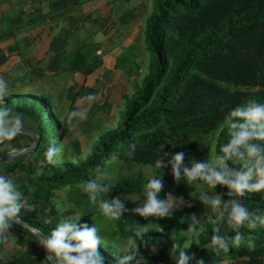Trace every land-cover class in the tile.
I'll list each match as a JSON object with an SVG mask.
<instances>
[{
    "label": "trees",
    "instance_id": "1",
    "mask_svg": "<svg viewBox=\"0 0 264 264\" xmlns=\"http://www.w3.org/2000/svg\"><path fill=\"white\" fill-rule=\"evenodd\" d=\"M155 1V9L144 30L145 51L151 54L148 72L130 95H121L125 105L117 125L101 133L85 156L77 157L75 162L46 159L49 147L64 148V141L73 128L68 117L57 111L51 94L33 89L32 93L17 92L5 99L16 102L9 113L20 116L22 126L34 131L39 142L34 150L1 164L0 175L13 179L24 173V180L16 183L25 201L20 215L46 235L76 212L72 208L59 209L55 199L58 190L77 195V205L85 213L76 223L88 224L99 209L100 199L115 197L125 204L127 197L140 193L147 182L141 174L131 176L118 172V167L156 166L155 161L164 158L166 167L171 168L167 163L171 154L167 157L164 154L175 145L193 141V149L199 147L209 153L213 147L217 155L229 137L227 126L220 128L224 114L250 99L264 102V0ZM40 15L39 21L32 23L36 20H31L32 26L49 18L48 13ZM135 15L134 9L125 11L120 23L130 21ZM98 65L99 60L88 65L83 51L77 49L73 57L61 58L59 68L90 74ZM214 131L218 132L214 134ZM20 136L32 142L29 136L19 133L7 139L0 148L24 147L17 142ZM133 143L135 149H131ZM187 158L185 154V162ZM112 168H117L118 173L109 181L107 175ZM162 179L163 198L169 192L164 191L167 177ZM94 180L111 185L108 192L99 195L95 204L84 191L86 184ZM182 187L181 196L186 200L191 187ZM228 191L227 187L217 184V193L225 201L235 198L230 197ZM87 199L89 204L83 206L82 200ZM239 199L241 206L247 207L253 215L264 212L263 191L249 192ZM175 212L183 218L187 208ZM201 216V227L196 228L193 237L183 230L188 223H174L170 215L142 218L138 213L124 212L119 219L113 220V226L118 234L127 238L139 226L147 225L144 231L134 234L132 242L140 255L130 264H176L185 243L189 244L186 254L192 256L188 264L198 261L203 264H264V227L250 229L245 224L237 230L229 227L226 213L216 220L207 214ZM153 221L160 229L151 226ZM111 222L112 219L109 226ZM4 231L7 232H0L1 250L5 240L25 246V249L10 253L1 264H49L45 248L29 230L16 223ZM237 231L243 236L240 246L219 251L208 247L213 235L219 234L228 240ZM26 238H29L27 242ZM249 240L252 245L248 244ZM177 244L180 247H176ZM97 249L105 257L104 264H116L129 250L119 253L107 242L98 244Z\"/></svg>",
    "mask_w": 264,
    "mask_h": 264
},
{
    "label": "rangeland",
    "instance_id": "2",
    "mask_svg": "<svg viewBox=\"0 0 264 264\" xmlns=\"http://www.w3.org/2000/svg\"><path fill=\"white\" fill-rule=\"evenodd\" d=\"M44 4L43 0H0V77L6 81V91L0 95V111H6L9 118L15 116L10 114L9 110L13 109L16 102L5 101L7 97L12 96L14 93L29 91L32 93L35 90V92L51 94L57 111L61 115H66L69 123L73 125L64 141V148L62 150H59L60 147L57 148L58 155L54 157V161L70 159L75 162L77 157L85 156L101 133L117 125L125 105V100L121 95H130L136 88V84L147 74V64L151 54L145 51L144 30L151 13L155 9L156 1L140 0L136 15L130 20L126 29L123 24H121V30L118 29L120 26V20H118L113 30H102L95 34L93 30L97 29L98 26L90 24L84 26V30L77 33V36L71 37L70 43L73 45L87 43L84 46L87 47V50L90 49L94 52L96 46L99 50H102L101 54L93 55L92 59L99 60L100 65L96 66L90 75L71 73V76L69 72L61 71L55 76L52 74L46 75L35 69L36 67L42 68V63L37 62L40 57V55H36L37 49H35L39 44L38 42L42 45L43 36L54 35L60 29V26L56 23H53L50 29L48 27L44 29L34 28L29 23L32 15L37 12L36 8L43 7ZM116 26L117 29H115ZM61 32L64 33V30ZM8 33L12 35H7ZM112 49H114L112 56H109L108 53ZM90 95L94 96V99H87ZM102 102H105V104H102ZM73 111L76 112V115L70 117V113ZM224 126L221 125L220 128ZM218 131L213 133L216 134ZM17 142L22 146L31 143L28 138L23 136L18 137ZM194 143L193 141L192 143L178 144L166 152L168 154L184 152L188 155L187 161H183L182 171L183 167L191 168L193 161L205 162L216 156L213 147L209 153H204L202 148L193 149ZM11 148L9 146L1 147L0 153L11 150ZM164 164V168L137 164L131 165L129 168L121 166V168L118 167V172L121 171L131 176L141 174L146 180L148 175L151 174L167 177L168 181L165 184L164 191L169 192V195L163 198H170L174 202V206L170 209V216L175 219L174 223L186 222L189 224L183 228L186 233L193 224L195 228L200 229L203 221L202 214L209 215L213 220L219 218V213L200 199L202 192L210 197L217 195V185L215 188H207L208 186L203 181L189 182L186 179L177 181L171 168L166 167L165 161ZM113 171L115 172L113 173ZM118 172L117 168L109 170L107 180H114ZM24 178L23 172L13 177L15 183L23 181ZM183 185L191 187L190 197L186 200L181 196ZM107 195L109 196V194ZM55 199L58 202L59 209L72 208L76 210L70 217H74L78 213H85L77 205L79 198L76 194L69 195L66 190H58ZM114 199L116 198L114 197ZM114 199H108V201L111 202ZM146 199V191L143 186L140 193H134L127 197L124 212L136 213L134 209L140 207ZM82 201L83 206L89 204L86 202L88 199ZM97 205L99 207V202ZM184 208H187V213L184 214L183 218H180L175 210H183ZM141 217L144 218V216ZM109 223L110 219L103 215L100 208L88 220V225H98L100 228L98 235L105 242L112 245L119 253L126 252L129 237H122L118 234L117 229L113 226V220L110 226ZM151 226L160 229V225L154 221ZM146 227L147 225H142L138 229L142 232ZM4 232L7 231L2 233ZM135 233L139 232L135 230ZM134 234L130 236L131 240H133ZM192 235L194 236L193 233ZM28 239L26 238L25 242ZM117 245H119V248H117ZM24 249L25 246L20 247L5 240L3 250L0 249V264L1 260H5L10 253L15 250L24 251Z\"/></svg>",
    "mask_w": 264,
    "mask_h": 264
},
{
    "label": "clouds",
    "instance_id": "3",
    "mask_svg": "<svg viewBox=\"0 0 264 264\" xmlns=\"http://www.w3.org/2000/svg\"><path fill=\"white\" fill-rule=\"evenodd\" d=\"M5 91L6 81L0 77V95ZM87 99H94V96L90 95ZM75 115L74 111L70 113V117ZM22 123L20 116L9 118L6 111H0V142L16 137L22 131ZM222 125L227 126L229 137L221 145L220 153L213 159L205 162L193 161L191 168L183 167L182 171L185 154L177 152L171 154L167 163L171 166L177 181L181 179L189 182L203 181L207 188H215L217 184L228 188V195L235 197L234 199L225 201L220 194L210 197L205 192L201 193L200 198L219 213L220 217H224L226 213L230 228L238 230L245 224L250 229L264 227V212L253 215L247 207L241 206L239 199L249 192L264 191V102L250 99L245 104L230 108L223 116ZM135 147L136 144L133 143L131 149ZM57 155L58 150L52 147H49L45 153L46 159L50 162H54L53 158ZM164 156L167 157L169 154L165 153ZM155 164L164 168V158H158ZM163 176L148 175L147 182L144 184L147 199L142 206L134 209L136 213L144 217L171 215L173 200L161 196L164 188ZM110 187L108 183L101 184L94 180L86 184L84 191L89 194L90 201L95 204L99 195L108 192ZM22 195V191L12 178L0 175V232L9 230L16 223H23L20 213L25 206V201ZM99 208L104 216L112 220L119 219L124 213V203L120 198L111 202L100 199ZM82 214L78 213L74 217L63 219L54 230L47 234L46 238L40 235L39 229L28 225L34 236L38 238L37 241L49 253L47 257L49 264H104L105 257L97 249L98 244L106 243L98 235L100 228L97 224L91 227L87 223L78 225L76 220ZM136 231L141 230L136 229ZM194 232L196 228L193 224L186 235L190 237ZM243 242V236L239 231L228 240L215 234L211 237L208 247L216 251L229 250L233 246H240ZM252 243L251 240L248 241L249 245ZM176 247L180 245L177 244ZM188 247L189 244L185 243L176 264H188V261L192 259V256L186 254ZM128 249L126 254L116 261V264H130L140 255L131 237H129ZM197 264H203V261H198Z\"/></svg>",
    "mask_w": 264,
    "mask_h": 264
},
{
    "label": "crops",
    "instance_id": "4",
    "mask_svg": "<svg viewBox=\"0 0 264 264\" xmlns=\"http://www.w3.org/2000/svg\"><path fill=\"white\" fill-rule=\"evenodd\" d=\"M44 6L37 7L36 14L32 15L29 23L32 21H39L41 13L43 15L49 14L48 19L43 20L40 25H35L32 27L39 28H51L53 23L60 26V29L56 34L43 36L42 45L40 42L36 46L37 49L36 55H40L39 61L42 63V68L36 67L35 69L39 70L42 74L46 75H57L59 71H62L59 68V63L63 56L73 57L77 49H81L84 53V56L87 58V63L90 65L93 62V55L97 56L101 54L102 50H99L96 46V51L92 52L90 49L84 47L87 43H81L73 45L70 43L71 37H74L77 33H81L84 30L86 25H97V29H94L93 32L97 34L98 31H111L116 25L120 17L129 9H134L135 14L140 0H43ZM56 11V12H54ZM38 19V20H37ZM130 21L126 23H120L119 30H121L123 24L126 29ZM67 23V24H64ZM63 24V25H62ZM104 26V27H103ZM101 27V28H100ZM117 29V26L115 27ZM64 30V33L61 31ZM94 34V35H95ZM77 36V35H76ZM34 38V36H32ZM88 38V37H86ZM17 39V38H16ZM47 43V44H46ZM46 45V46H45ZM96 45V44H95ZM112 49L108 54L112 56ZM28 55V54H27ZM81 56V55H79ZM102 56V55H99ZM117 57V56H116ZM103 62V61H102ZM101 62V63H102ZM37 65V64H36ZM70 76L72 72H69ZM41 74V75H42ZM79 74V73H73ZM83 74V73H80ZM90 75V74H89ZM103 103V102H102Z\"/></svg>",
    "mask_w": 264,
    "mask_h": 264
},
{
    "label": "water",
    "instance_id": "5",
    "mask_svg": "<svg viewBox=\"0 0 264 264\" xmlns=\"http://www.w3.org/2000/svg\"><path fill=\"white\" fill-rule=\"evenodd\" d=\"M21 128H22V131L20 133L23 135L29 136L32 140L31 144L28 146L14 148V149L8 150L6 152L0 153V165L9 161L12 158H15L17 156H20V155L26 153V152L34 150L37 143L39 142V136H37L34 131H32L31 129H29L28 127H25V126H21ZM6 140L7 139H4L2 142H0V146L3 145ZM22 220H23V223H17V224L21 225L22 227L26 228L27 230H29L32 233L31 228L28 227V225H31V224H29L23 218H22ZM32 227H34V226H32ZM34 228H36V227H34ZM40 235L44 236L45 238L47 236L42 230H40ZM48 255H49V253L46 250V253H45L46 258L48 257ZM47 260H48V258H47Z\"/></svg>",
    "mask_w": 264,
    "mask_h": 264
}]
</instances>
